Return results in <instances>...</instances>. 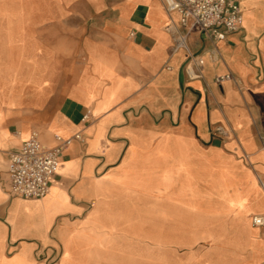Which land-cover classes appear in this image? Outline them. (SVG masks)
I'll use <instances>...</instances> for the list:
<instances>
[{
    "label": "crops",
    "instance_id": "obj_1",
    "mask_svg": "<svg viewBox=\"0 0 264 264\" xmlns=\"http://www.w3.org/2000/svg\"><path fill=\"white\" fill-rule=\"evenodd\" d=\"M241 13L213 44L159 0H0V264H264V0ZM32 132L82 136L41 200L6 174Z\"/></svg>",
    "mask_w": 264,
    "mask_h": 264
},
{
    "label": "built area",
    "instance_id": "obj_2",
    "mask_svg": "<svg viewBox=\"0 0 264 264\" xmlns=\"http://www.w3.org/2000/svg\"><path fill=\"white\" fill-rule=\"evenodd\" d=\"M171 18L176 15L178 24L186 32L197 30L213 44L224 41L229 34L242 30V0H159ZM168 31L173 37V50L180 48L187 51L184 73L189 80L201 79L203 76L204 60L202 57L192 55L186 46V34H180L171 24ZM211 59H217L214 50ZM232 76L226 74L214 79L216 84L231 80ZM214 134L226 137L228 131L222 127H216ZM56 145L52 148L45 147L39 139L37 132H32L17 152L8 156L6 174L8 177L9 193L13 197L25 200H41L50 190L53 177L59 167V157L72 140L82 142L81 134H76L71 139L56 137ZM261 151L264 153V133L258 135ZM264 191V183L260 181ZM253 226H264V217L255 216L252 219ZM39 255V254H38ZM38 258H42L39 255Z\"/></svg>",
    "mask_w": 264,
    "mask_h": 264
},
{
    "label": "rangeland",
    "instance_id": "obj_3",
    "mask_svg": "<svg viewBox=\"0 0 264 264\" xmlns=\"http://www.w3.org/2000/svg\"><path fill=\"white\" fill-rule=\"evenodd\" d=\"M3 18V16L2 15H0V23H1V19ZM2 27V25L0 24V28ZM262 189V188H261ZM259 191H260V189H259ZM243 203V202H242Z\"/></svg>",
    "mask_w": 264,
    "mask_h": 264
}]
</instances>
